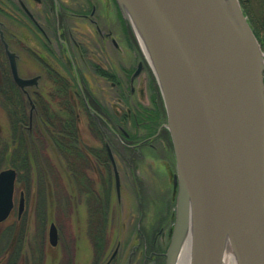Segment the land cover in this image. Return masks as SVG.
<instances>
[{
    "label": "water",
    "instance_id": "water-1",
    "mask_svg": "<svg viewBox=\"0 0 264 264\" xmlns=\"http://www.w3.org/2000/svg\"><path fill=\"white\" fill-rule=\"evenodd\" d=\"M123 1L150 46L175 159L165 264H176L189 221L191 264H220L225 238L237 264H264V60L238 0ZM0 39L15 85H33L36 78L18 77L1 31ZM15 182L13 168L0 171V223L13 209ZM23 207L21 195L18 215ZM57 239L51 223L49 245Z\"/></svg>",
    "mask_w": 264,
    "mask_h": 264
},
{
    "label": "rangeland",
    "instance_id": "rangeland-1",
    "mask_svg": "<svg viewBox=\"0 0 264 264\" xmlns=\"http://www.w3.org/2000/svg\"><path fill=\"white\" fill-rule=\"evenodd\" d=\"M238 2L240 4V0ZM241 2L243 9L241 5L240 7L249 26L253 25L259 36L263 38L261 44L258 42L262 51L264 0ZM122 15L126 26L134 36L129 22L123 13ZM15 33L17 36L20 35L17 28ZM134 40L139 55L143 58L135 37ZM8 51L10 52L9 49ZM10 53L15 57L18 77L37 79L38 68L33 60L25 62L23 57H16L12 52ZM262 53L264 58V52ZM148 68L150 75L152 74L157 96L163 103L156 78L149 65ZM61 74L65 78V74L63 72ZM262 78L264 84V72ZM22 92L31 96L33 93L36 94L35 96L40 94L42 96L41 100L39 99L40 103L50 102L49 105L53 110L56 108L58 115H61L60 108L69 110L67 93L65 91L63 93L59 87H51L49 82L41 89L35 82L22 89ZM145 98H150L147 89H145ZM148 104L150 105V102ZM40 107L43 106H39V109ZM127 109L128 105L124 101V113ZM69 116L71 118L70 114ZM54 122L57 127V122ZM165 125L167 127V121ZM7 126L6 115L0 107V127L6 139L9 138ZM45 127L44 124H40L38 133L42 138L40 142L38 141L35 150L33 148L30 152L33 165L34 159L36 161L34 169L30 171V175L21 171L20 189L14 194L12 213L6 221L0 223V231L13 225L23 228L21 254L20 257H16L15 264H106L118 245V252L111 264H125L131 246L137 243L140 244V248L132 264H165L164 254L173 228L177 197V187L176 195L171 188L172 177L176 174L171 137L170 151H163L162 147H159L161 144L155 141L153 144L159 148L156 151L145 152L143 161L137 158L138 163L133 168L131 166L133 160L128 159V163H123L117 154L114 155L121 179L118 199L113 186V173L108 163L104 176L107 183L103 185L99 183L98 176L92 169L86 170L92 180L90 182L93 183L91 190L97 196L84 194L85 186L81 183L84 181L81 178L83 175L78 176V172L84 169H82L81 151L69 149V153H64L63 149L52 144L50 139H46L48 134ZM76 127L79 129L78 136L75 135L77 146L82 148L83 143H87L97 150L102 148L101 137L90 136L87 133L84 119L82 121L80 119L77 124L75 122ZM130 130L135 131L131 128ZM134 155L137 156L136 153ZM121 160L124 161L122 156ZM9 167L10 164L5 161L1 170ZM21 193L24 207L18 217ZM51 223L55 224L58 231L56 247H51L48 243V229ZM17 234L19 235L20 232Z\"/></svg>",
    "mask_w": 264,
    "mask_h": 264
},
{
    "label": "flooded vegetation",
    "instance_id": "flooded-vegetation-1",
    "mask_svg": "<svg viewBox=\"0 0 264 264\" xmlns=\"http://www.w3.org/2000/svg\"><path fill=\"white\" fill-rule=\"evenodd\" d=\"M0 30L10 52L36 63L40 89L47 82L53 88H66L73 135L79 133L75 122L84 119L87 133L101 137L99 151L87 143L82 148L74 146L83 157L84 169L78 176L83 175L84 194L96 195L86 170L92 169L103 185L108 163L115 194V172L118 177L119 199L121 179L115 154L123 163L133 160V168L137 158L145 159V152L159 147L170 151L164 104L116 0H0ZM2 54L6 56L4 49ZM145 89L150 98H145ZM155 141L161 145L157 147ZM171 182L176 195L174 176ZM118 246L106 264L113 262ZM139 248L138 243L131 246L126 262L133 263Z\"/></svg>",
    "mask_w": 264,
    "mask_h": 264
},
{
    "label": "trees",
    "instance_id": "trees-1",
    "mask_svg": "<svg viewBox=\"0 0 264 264\" xmlns=\"http://www.w3.org/2000/svg\"><path fill=\"white\" fill-rule=\"evenodd\" d=\"M241 1L240 5L243 9V2ZM250 26L254 36L261 44L263 38L259 36L253 25ZM2 49L0 43V107L7 118L9 138L6 139L3 135V129L0 127V170L5 161L16 170V191L20 189L19 175L21 171L30 175V171L34 169L36 161L34 159L33 165L30 152L33 148L35 150L38 141L40 142L42 138L38 133L41 123L46 126V133L48 134L46 139H50L52 144L63 149L64 153H69V149L77 150L74 146H77L76 142L78 143V141L75 142L73 123L68 108H60L61 115H58L56 108L53 110L50 106V102L43 101L40 103L41 98L39 95L35 96L36 94L33 93L32 96H27L22 92L13 82ZM262 51L264 52L263 47ZM60 89L63 90V93L64 91L67 93L66 88ZM41 105L43 107L39 109ZM57 117H60V119L58 120ZM54 121L57 122V127ZM28 187H30L29 183ZM23 232V228L16 225L6 227L0 231V244H2L0 245V264H15L16 257H20L21 254L20 246L24 239Z\"/></svg>",
    "mask_w": 264,
    "mask_h": 264
},
{
    "label": "bare ground",
    "instance_id": "bare-ground-1",
    "mask_svg": "<svg viewBox=\"0 0 264 264\" xmlns=\"http://www.w3.org/2000/svg\"><path fill=\"white\" fill-rule=\"evenodd\" d=\"M122 10L125 13L126 18L128 19L131 28L133 30L134 36L141 48L144 58L146 59L148 65L152 69L153 74L155 73V69L153 66V60L151 56L150 46L143 35L141 29L137 25L135 19L133 18L128 6L126 3L121 0ZM239 30V28H238ZM239 35L244 43L246 49H248L247 42L245 41L243 35L238 31ZM155 75V74H154ZM192 236H193V224L191 221L187 222L182 240L180 243V248L178 251V256L176 259V264H191L192 261ZM220 264H237L236 257L230 247L229 241L227 238L224 239L223 250L221 254V262Z\"/></svg>",
    "mask_w": 264,
    "mask_h": 264
}]
</instances>
